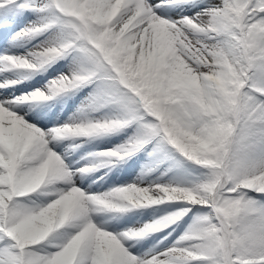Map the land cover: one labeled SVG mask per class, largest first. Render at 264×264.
I'll list each match as a JSON object with an SVG mask.
<instances>
[{
  "label": "snow or ice",
  "instance_id": "obj_1",
  "mask_svg": "<svg viewBox=\"0 0 264 264\" xmlns=\"http://www.w3.org/2000/svg\"><path fill=\"white\" fill-rule=\"evenodd\" d=\"M0 264H264V0H0Z\"/></svg>",
  "mask_w": 264,
  "mask_h": 264
}]
</instances>
